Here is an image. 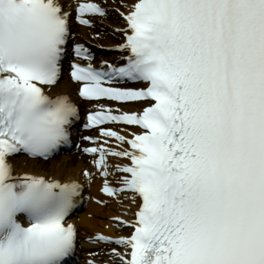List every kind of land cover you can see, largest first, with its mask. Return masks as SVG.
<instances>
[{
	"label": "snow or ice",
	"instance_id": "obj_1",
	"mask_svg": "<svg viewBox=\"0 0 264 264\" xmlns=\"http://www.w3.org/2000/svg\"><path fill=\"white\" fill-rule=\"evenodd\" d=\"M121 8L120 59L96 66L83 44L69 53L61 0H0V264H69L75 254L68 218L83 185L13 164L72 143L79 106L48 90L73 54L71 80L94 109L84 127L100 133L82 151L100 192L131 209L112 217L128 235L95 242L118 264H264V0ZM75 11L84 26L107 15L94 0H77ZM129 83L141 86H120Z\"/></svg>",
	"mask_w": 264,
	"mask_h": 264
},
{
	"label": "bare ground",
	"instance_id": "obj_2",
	"mask_svg": "<svg viewBox=\"0 0 264 264\" xmlns=\"http://www.w3.org/2000/svg\"><path fill=\"white\" fill-rule=\"evenodd\" d=\"M61 2L64 4L66 11L75 9V4H73L70 0H61ZM117 3V5H114L109 1H105L104 6L110 10L109 14L107 18H96L97 24L95 28L87 29L78 27L76 29L79 35L93 46L97 55H100V57H98L99 60L113 61L120 57L119 51L116 50V45L122 42V38L120 34L114 32V30L117 28H123L125 25L120 15L117 14L114 9L119 8L124 10L121 8L124 0H117ZM91 35H95L94 39L91 38ZM104 46L111 47V50H107L106 48L104 49ZM48 91L52 95L56 96L58 94H64L68 95L74 101H78L76 97L77 85L70 83L66 79L60 80V83L57 86ZM83 106L86 108V111L93 110L92 105L86 102H83ZM113 106L115 107V105ZM121 107H123L124 110H135L140 106L134 103L125 104ZM86 161L87 159L84 157H77L76 159L68 160L60 164L59 162L54 161L40 162L23 158H15L13 160V164L15 171L18 173L27 171L35 175H42L45 177L55 176L62 181L75 179L80 183H84L85 177L82 175V164ZM88 169L95 174V182L90 187V195H92L93 198L98 197L101 199H108L111 203L107 207H102L91 201L89 206L92 208L95 217L85 221L84 230L91 233H101L107 236H115L114 233L117 235H128L131 231L129 228L118 227L117 224L109 221L110 217L123 215V213L127 210L128 202L125 201L121 204L104 196V194L100 192L102 179L96 175L94 168L91 167ZM81 219H83V215H80L77 218V221H80ZM109 247L110 246H101L96 251H89L87 259H95L96 264H118V261L112 260ZM107 252H109V255H106ZM84 264L88 263L85 262Z\"/></svg>",
	"mask_w": 264,
	"mask_h": 264
}]
</instances>
